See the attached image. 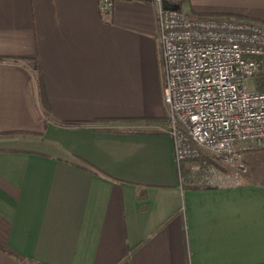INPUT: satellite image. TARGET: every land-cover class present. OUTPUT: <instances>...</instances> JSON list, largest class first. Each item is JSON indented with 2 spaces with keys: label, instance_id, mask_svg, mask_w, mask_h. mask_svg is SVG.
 I'll return each mask as SVG.
<instances>
[{
  "label": "crops",
  "instance_id": "crops-1",
  "mask_svg": "<svg viewBox=\"0 0 264 264\" xmlns=\"http://www.w3.org/2000/svg\"><path fill=\"white\" fill-rule=\"evenodd\" d=\"M161 1L264 26V0ZM158 36L154 0H0V264H264V193L183 183Z\"/></svg>",
  "mask_w": 264,
  "mask_h": 264
},
{
  "label": "built area",
  "instance_id": "built-area-1",
  "mask_svg": "<svg viewBox=\"0 0 264 264\" xmlns=\"http://www.w3.org/2000/svg\"><path fill=\"white\" fill-rule=\"evenodd\" d=\"M161 2L154 0L162 100L178 169L206 155L238 163L241 144L264 149V90H258V80L264 86V26L192 18L164 10ZM99 4L109 14L113 0Z\"/></svg>",
  "mask_w": 264,
  "mask_h": 264
},
{
  "label": "rangeland",
  "instance_id": "rangeland-1",
  "mask_svg": "<svg viewBox=\"0 0 264 264\" xmlns=\"http://www.w3.org/2000/svg\"><path fill=\"white\" fill-rule=\"evenodd\" d=\"M262 87L261 89H264V86ZM164 111L166 114V108ZM164 123L166 132V117L163 120ZM238 149L242 154L238 163L227 164L220 155H206L203 159L183 164L180 166V172L184 185L190 190L250 186L264 193V149L251 144H241ZM204 170L209 173L205 174Z\"/></svg>",
  "mask_w": 264,
  "mask_h": 264
},
{
  "label": "trees",
  "instance_id": "trees-1",
  "mask_svg": "<svg viewBox=\"0 0 264 264\" xmlns=\"http://www.w3.org/2000/svg\"><path fill=\"white\" fill-rule=\"evenodd\" d=\"M38 82V84H39V81H37ZM258 84H259V87H258V90L259 91H263L264 89H261V88H263L262 87V80H258ZM41 93H42V90H41ZM67 125H69L70 127H83L85 124H83V123H75V124H67ZM187 175V174H186ZM188 178V177H187Z\"/></svg>",
  "mask_w": 264,
  "mask_h": 264
},
{
  "label": "water",
  "instance_id": "water-1",
  "mask_svg": "<svg viewBox=\"0 0 264 264\" xmlns=\"http://www.w3.org/2000/svg\"><path fill=\"white\" fill-rule=\"evenodd\" d=\"M161 4H162V8L164 10H167V11H177V7L176 6H173V5L169 4L166 1H162Z\"/></svg>",
  "mask_w": 264,
  "mask_h": 264
}]
</instances>
